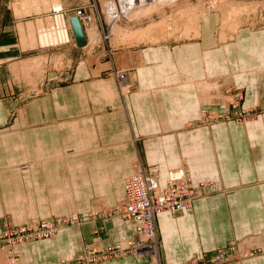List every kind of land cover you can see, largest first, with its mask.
Returning a JSON list of instances; mask_svg holds the SVG:
<instances>
[{"label": "crops", "instance_id": "obj_1", "mask_svg": "<svg viewBox=\"0 0 264 264\" xmlns=\"http://www.w3.org/2000/svg\"><path fill=\"white\" fill-rule=\"evenodd\" d=\"M0 20L3 25V18ZM1 31L0 51L6 45L14 50L8 57L0 56V216L4 210L15 218L35 213L33 199L17 188L21 183L17 179L30 187H49L45 194L38 191L37 201L67 208L110 204L122 195L124 176L131 172L135 156L143 165L155 162L165 168L191 150L200 165L198 171L196 164L190 165L197 178L202 171H210L205 176L216 178L229 190L195 198L189 213L185 209L156 215L160 263L177 264L200 250L211 253L232 239L238 242L251 237L264 248V115L246 125L219 123L209 132L178 133L168 128L180 121L176 109L161 118H136L134 96L121 98L114 78L101 77V63L96 67L81 58L70 70L32 69L24 64L30 57L20 54L26 48L19 45V30L6 44L4 28ZM72 47L78 51L77 45ZM149 69L144 66L137 71L140 93L152 87ZM58 75L70 80L53 81ZM178 78L183 75L178 73ZM255 80L247 82L249 89L254 88ZM165 87L163 98L172 108L179 107L175 104L178 99H188L184 106L194 99V87L180 86L175 76ZM10 119L12 126L4 128ZM136 136L140 139L135 140ZM21 162L28 166L18 168ZM125 221L115 226L111 219L95 233L99 223L84 222L63 228L50 239L21 243L16 246L19 264H68L59 260L81 251L86 242L108 243L130 235L131 227ZM260 260L264 264V253ZM149 262L147 256L125 254L69 264Z\"/></svg>", "mask_w": 264, "mask_h": 264}, {"label": "rangeland", "instance_id": "obj_2", "mask_svg": "<svg viewBox=\"0 0 264 264\" xmlns=\"http://www.w3.org/2000/svg\"><path fill=\"white\" fill-rule=\"evenodd\" d=\"M106 1L0 0V19L3 18V25L0 20V43L2 28L5 44L11 43L19 30V45L26 48L20 54L30 57L24 60L25 66L42 71L70 70L81 58L92 66L99 67L101 63V77L111 75L114 78L119 96H134L133 115L136 118H161L176 109L180 121L168 128L180 131L178 133L209 132L219 123L246 125L264 115V0H141L125 9L119 7L115 0L112 1L114 9H111L105 5ZM72 15L81 20L82 24L79 23L86 40L85 46H77L78 51L72 47L75 44L69 21ZM90 26L95 36L88 40L85 35ZM13 50L6 45L0 56L8 57ZM157 60H160L159 65H155ZM144 66L150 68L152 87L145 91L141 89L140 93L136 77ZM177 72L183 78L179 79ZM173 76L180 86L194 87V99L189 106L183 105L188 99H178L175 104L179 107L172 108L169 100L163 98L165 84ZM254 77L255 89L251 90L247 82L252 84ZM61 78L62 75H58L53 81L61 83L70 80ZM14 113L10 111L11 119ZM11 119L4 128L12 126ZM139 137L136 136L135 140ZM177 158L179 161L174 162ZM175 159L163 168L155 162L143 165L138 155L135 156L131 172L124 176L123 193L115 202H94L80 208L37 201L38 191L45 194L49 187H30L25 185L24 180L17 179L21 182L17 188L25 190L33 199L35 213L15 218L8 210L3 211L0 216V261L2 264H19L16 246L21 243L50 239L57 231L84 222L99 223L93 230L95 233L104 222L112 219L114 225L127 220L125 222L128 228L131 227V234H124L108 243L91 240L83 245L81 251L59 261L68 264L99 262L134 254L147 256L149 264H161L156 215L183 212L185 209L189 213L195 198L229 190L223 188L216 178L206 177L205 174H211L210 171H202L197 178L195 173L200 165L191 150H185ZM192 163L197 165L195 173L190 169ZM26 166L28 162L17 164L20 169ZM152 166L157 170L161 186L167 178H181L176 183L178 189L172 187L165 195L170 201L184 200L185 203L181 208H164L154 213L156 246L146 254H138L132 250L131 240L136 223L122 212L124 183L129 175L139 171L148 173ZM126 246L129 248L126 249ZM263 253L264 248L247 237L238 242L232 239L211 253L205 250L191 253L177 264H190L193 260L197 264H252V261L261 264Z\"/></svg>", "mask_w": 264, "mask_h": 264}, {"label": "built area", "instance_id": "obj_3", "mask_svg": "<svg viewBox=\"0 0 264 264\" xmlns=\"http://www.w3.org/2000/svg\"><path fill=\"white\" fill-rule=\"evenodd\" d=\"M157 177V170L152 166L148 173L136 172L129 175L124 183L122 212L136 223L134 237L131 240L133 241L132 250L138 254H146L147 251L156 246L153 224L154 213L164 208H179L185 203L184 200L170 201L165 195L172 187L177 188L176 183L180 177L165 179L162 183L163 186H161ZM183 184L187 188L184 181ZM129 247L126 246V249ZM190 264L197 263L193 260Z\"/></svg>", "mask_w": 264, "mask_h": 264}, {"label": "bare ground", "instance_id": "obj_4", "mask_svg": "<svg viewBox=\"0 0 264 264\" xmlns=\"http://www.w3.org/2000/svg\"><path fill=\"white\" fill-rule=\"evenodd\" d=\"M113 0H107L106 2H105V5L107 6V7H112L113 8V2H112ZM137 1H140L141 2V0H115V2L119 5V7H122V8H129V7H132V6H134V4L137 2ZM117 5V6H118ZM138 6H139V4H138ZM111 8V9H112ZM114 9V8H113ZM117 9V8H116ZM115 9V10H116ZM123 10V9H122ZM116 11H118V10H116ZM115 11V12H116ZM123 11H125V10H123ZM110 14H111V12H110ZM110 16V15H109ZM112 16V15H111ZM79 19V18H78ZM78 21H80V23L82 24V22H81V20L79 19ZM79 23V24H80ZM81 26V25H80ZM87 29V28H86ZM41 30V29H40ZM81 30H82V28H81ZM50 33L53 35L54 34V31L53 30H51L50 31ZM82 33H83V30H82ZM83 36H84V33H83ZM85 36H87V38H88V40H91L92 38H94V36H95V31H94V29L90 26L89 27V29H87V31H86V35ZM96 38V37H95ZM84 39H85V37H84ZM85 44H86V40H85V43L82 45V47L83 46H85ZM36 66V65H35ZM21 67V66H20ZM139 173H140V171H139ZM184 204V203H183ZM182 204V206H180L179 208H181V207H183L184 205Z\"/></svg>", "mask_w": 264, "mask_h": 264}, {"label": "water", "instance_id": "obj_5", "mask_svg": "<svg viewBox=\"0 0 264 264\" xmlns=\"http://www.w3.org/2000/svg\"><path fill=\"white\" fill-rule=\"evenodd\" d=\"M72 32L74 35V41L77 46H82L85 43V39L81 30V26L76 16L69 17Z\"/></svg>", "mask_w": 264, "mask_h": 264}]
</instances>
